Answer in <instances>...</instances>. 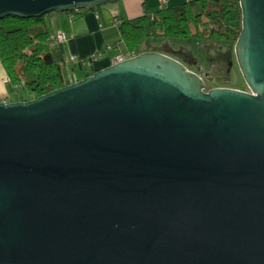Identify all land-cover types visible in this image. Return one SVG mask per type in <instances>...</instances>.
I'll return each mask as SVG.
<instances>
[{"label":"water","instance_id":"obj_1","mask_svg":"<svg viewBox=\"0 0 264 264\" xmlns=\"http://www.w3.org/2000/svg\"><path fill=\"white\" fill-rule=\"evenodd\" d=\"M108 1L0 0V18ZM241 4L251 90L145 50L0 99V264H264V0Z\"/></svg>","mask_w":264,"mask_h":264},{"label":"trees","instance_id":"obj_2","mask_svg":"<svg viewBox=\"0 0 264 264\" xmlns=\"http://www.w3.org/2000/svg\"><path fill=\"white\" fill-rule=\"evenodd\" d=\"M242 28L241 0H184L118 19L120 37L116 42H123L127 52L137 53L151 37H175L192 43L204 38L235 42ZM71 52L78 54L80 62L84 58L75 38ZM66 56L62 44L53 42L47 14L0 18V60L16 85L18 99L39 96L74 81L69 77ZM86 57L93 59L94 55ZM82 66L84 76L94 72Z\"/></svg>","mask_w":264,"mask_h":264},{"label":"crops","instance_id":"obj_3","mask_svg":"<svg viewBox=\"0 0 264 264\" xmlns=\"http://www.w3.org/2000/svg\"><path fill=\"white\" fill-rule=\"evenodd\" d=\"M116 1H118V5L112 8L108 6L111 1H108L97 5L96 7L88 8L84 11L77 9L71 12H62L61 10H56L58 12H55V10H53L47 16L53 36L58 32L66 33L70 52L72 51L73 38H75L78 52L82 56H90L102 48L103 54L99 58L95 59L91 65H88V67H92L93 70H97L113 63L116 56L127 52L124 49L125 45H123V42H116V40L120 37V32L117 29L118 19L139 15L147 10L158 9L165 3L175 4L181 2V0ZM98 7H100V10ZM105 7H109V10H107L109 12H105ZM109 13H113L115 15L113 16V20L111 18L108 19ZM76 17H82L83 20L79 22V24L72 22V26H70L69 19H74ZM69 63L73 64V70L80 66L85 73V68L80 63L73 61ZM7 75L8 73L5 65L0 60V99L6 98L7 100H10L9 98L14 95L13 92L14 90H17V88L11 84L10 80L8 81L6 79ZM83 76L84 74L78 78ZM10 84L12 85V88ZM13 99H18V97L12 98L11 100Z\"/></svg>","mask_w":264,"mask_h":264},{"label":"rangeland","instance_id":"obj_4","mask_svg":"<svg viewBox=\"0 0 264 264\" xmlns=\"http://www.w3.org/2000/svg\"><path fill=\"white\" fill-rule=\"evenodd\" d=\"M184 1V0H181ZM118 1H111L108 6L114 7L117 6ZM179 3V2H178ZM109 7H105V12H109ZM89 7L81 8V10H87ZM100 10V7H98ZM154 10V9H153ZM62 12L65 10H61ZM67 11V10H66ZM52 12V11H51ZM55 12H58L55 10ZM71 12V11H70ZM50 12L46 13L47 16ZM113 13L108 16V19L111 18L113 20ZM83 20L82 17H76L74 19H69V25L72 26V22L78 23ZM117 38V37H116ZM237 41V40H236ZM235 42H219L213 41L210 38H204L197 42H189L186 39H180L175 37H159L154 38L151 37L147 39L141 46L140 51L145 50H159L171 54L182 61H184L191 69H194L198 72L203 73L206 79V88L209 89L210 87L216 85H231V86H238L245 89H252L248 84L242 68L239 64L237 59L236 50H235ZM62 47L65 53L70 55L69 50V42L68 37H66L62 41ZM123 45H125L123 43ZM121 49V48H120ZM96 53V52H95ZM224 59L227 62L226 68L219 67L216 65V60ZM233 59V63L230 64V60ZM231 65V69L228 70L227 66ZM93 69L92 67H90ZM68 72L69 77L71 79H77L79 76L84 74L83 69L81 67H76L73 70V64L68 63ZM12 85L16 87L14 82L10 81ZM10 84L11 88L12 85ZM13 90V89H12ZM13 96L9 99L18 97V91L14 90Z\"/></svg>","mask_w":264,"mask_h":264},{"label":"built area","instance_id":"obj_5","mask_svg":"<svg viewBox=\"0 0 264 264\" xmlns=\"http://www.w3.org/2000/svg\"><path fill=\"white\" fill-rule=\"evenodd\" d=\"M163 1H166V0H163ZM67 37L66 33L65 32H58L57 34H55L53 36V42L54 43H61L65 38ZM136 52H126V53H123V54H120L118 56L115 57V61L116 60H119V59H122V58H125L129 55H132V54H135ZM103 54V51L102 49H99L98 51H96V53H94V58H89V57H86L84 56V58H82V61L80 62L79 61V56L77 53H73L71 52L70 55L67 54L66 56V62H80L82 65L84 66H88V65H91L93 63V61L97 58H99L101 55ZM6 79L9 81H11V77L9 75L6 76ZM4 100H7L6 98H3Z\"/></svg>","mask_w":264,"mask_h":264},{"label":"flooded vegetation","instance_id":"obj_6","mask_svg":"<svg viewBox=\"0 0 264 264\" xmlns=\"http://www.w3.org/2000/svg\"><path fill=\"white\" fill-rule=\"evenodd\" d=\"M216 65H219V67H225L226 68L227 62L224 59L216 60ZM227 68H228V66H227Z\"/></svg>","mask_w":264,"mask_h":264},{"label":"clouds","instance_id":"obj_7","mask_svg":"<svg viewBox=\"0 0 264 264\" xmlns=\"http://www.w3.org/2000/svg\"><path fill=\"white\" fill-rule=\"evenodd\" d=\"M62 43V42H61Z\"/></svg>","mask_w":264,"mask_h":264}]
</instances>
